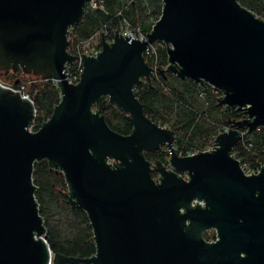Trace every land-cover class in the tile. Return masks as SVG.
<instances>
[{
	"label": "water",
	"instance_id": "water-1",
	"mask_svg": "<svg viewBox=\"0 0 264 264\" xmlns=\"http://www.w3.org/2000/svg\"><path fill=\"white\" fill-rule=\"evenodd\" d=\"M89 1L0 0V68L57 79L62 95L31 132L40 100L0 82V264H264V168L247 175L232 155L241 129L264 126V19L238 0H163L145 39L117 30L110 42L102 34V51L82 54L84 71L73 84L63 72L77 57L68 32ZM158 40L173 45L172 72L221 89L224 106L247 107L248 117L231 121L213 151L177 154L174 131L148 117L135 94V85L158 75L144 57ZM101 97L127 114L130 134L93 110ZM164 144L171 168L154 169L144 151ZM43 159L63 172L71 204L88 213L94 256L53 253L33 182ZM195 199L205 206H193ZM211 229L215 242L203 237Z\"/></svg>",
	"mask_w": 264,
	"mask_h": 264
},
{
	"label": "trees",
	"instance_id": "trees-1",
	"mask_svg": "<svg viewBox=\"0 0 264 264\" xmlns=\"http://www.w3.org/2000/svg\"><path fill=\"white\" fill-rule=\"evenodd\" d=\"M238 1L264 19V0ZM162 7L163 0H99L96 8L88 2L80 23L70 27L68 39L77 42L103 33L107 40H111L125 20L141 26L149 33L154 21L161 16ZM169 68L168 49L160 48L158 75L151 80L144 78L140 84L135 85L134 90L144 105L145 114L161 126L174 131L177 154L188 156L203 152L230 126L231 121L248 117L245 109L221 104L219 96L223 91L215 93L208 83L181 78ZM22 73L24 71L19 69L13 75L14 79L23 80ZM29 87L32 89L29 91L41 102L30 124L36 131L51 118L62 96L60 89L52 82L35 83ZM93 110L104 115L115 131L125 135L133 131L134 126L127 114L109 97H101L94 104ZM242 130L246 133L233 148V155L253 165L264 166V126L253 131H248V128ZM160 153V160L167 163L169 146L165 145ZM145 157L148 158L147 155ZM33 182L36 185L35 197L39 213L47 229L46 238L53 253L82 258L94 256L97 243L93 225L86 210L79 205H72L67 197L69 187L63 172L53 168L47 159L36 161Z\"/></svg>",
	"mask_w": 264,
	"mask_h": 264
},
{
	"label": "built area",
	"instance_id": "built-area-1",
	"mask_svg": "<svg viewBox=\"0 0 264 264\" xmlns=\"http://www.w3.org/2000/svg\"><path fill=\"white\" fill-rule=\"evenodd\" d=\"M98 2H99V0H91V1H89L90 5L92 7H94V8L98 7ZM163 5H164V3H163ZM162 10H163V7H162ZM161 15H162V13H161ZM156 22H157V20L154 21V24ZM154 24H153V26H154ZM118 30H119V34L121 36L124 35L125 37H128L130 35H134L138 39H145L146 36H147V34H148V32L144 31L141 26L134 25V24H132L128 20H125L124 24ZM117 32L118 31H116L114 33L113 38L111 40H108V41L113 42L114 41L115 34ZM102 34L103 33H97L94 36L90 37L89 39L79 40L77 42L70 41V45L68 47V51H69L70 54H72L74 56H77V57H76V59L74 61H72V63L71 62H67L65 64V67H64V70H63L64 74H67V76H65V78H66V80L68 79V82L69 83L77 84L81 80L82 71H84V68L82 67V63H81V59L83 57L82 54H85L86 57H89V56L96 57L102 51V45H101V41H100L101 40V37H102ZM168 47L171 49V48H173V45L168 42V46H167L164 43L163 40H158L153 45H151L148 48L147 51L144 52V57H145L147 63L151 66L153 72H158V51H159V49L160 48H162V49L163 48H167L168 49ZM168 55H169V53H168ZM78 57H80V58L78 59ZM149 62H151V64ZM170 64L171 63L169 61V65ZM153 76L155 77V76H157V74L156 73H153ZM45 82H52L53 84H55L59 88V84H58V80L57 79L47 78V77H44V76H40V77L39 76H36V77H34V78H32V79H30L28 81L21 80L20 83H18L17 85L10 84L8 82H6L5 84L3 83V84L5 86L9 87V88H12L15 91L20 92V94L22 95L23 98L34 101L35 97L29 91V89H28L29 86L31 84H35V83L36 84H39V83H45ZM209 85H211V84H209ZM211 87L213 88V90L216 89L213 85H211ZM214 92L215 93L216 92L218 93V92H222V90L221 89H217V90H214ZM224 96H225V93L221 94L219 96L220 100ZM244 108L247 109V107H244ZM164 127H166V126H164ZM28 129L31 132H36L37 131V130L36 131L33 130L30 127V125L28 126ZM230 129H231V124H230V126H228L225 129V131H229ZM245 133L246 132L241 129V140L240 141H242V138L244 137ZM215 146H217V144L214 141L204 151H213L215 149L214 148ZM171 153H172L171 152V149L169 148L168 164H169L170 167H171V165H170ZM197 153H199V152L191 153L190 155H194V154H197ZM232 155H233V153H232ZM238 160L240 161V164H241V167H242L244 173L247 174V175H251L253 172H255V174H258V173L261 172L260 169L261 168H264V166H262V165H259V164L258 165H253L249 161H244L243 158L238 159ZM111 163H114V161H111ZM180 175L184 179H186V180H189L190 179V176H189L188 173H182V174L180 173ZM192 205L193 206L200 205V206H203L204 207L205 206V201L204 200L195 199L192 202ZM212 230H214V229H212ZM217 239H218V232L216 230V234L213 236V240L216 241Z\"/></svg>",
	"mask_w": 264,
	"mask_h": 264
},
{
	"label": "flooded vegetation",
	"instance_id": "flooded-vegetation-1",
	"mask_svg": "<svg viewBox=\"0 0 264 264\" xmlns=\"http://www.w3.org/2000/svg\"><path fill=\"white\" fill-rule=\"evenodd\" d=\"M2 69V68H1ZM20 69V68H19ZM18 69V70H19ZM3 72H4V78L7 82H11V83H15L16 81H21L20 78H17L16 80L14 79V74L18 71H14L13 69H10L8 72L6 71V69H2ZM35 76V75H34ZM166 144L164 145H161L160 148H158L157 150H145L144 151V154L148 156V160L151 162V165L153 166V168H157V164L158 163H161L163 166L167 167V169L171 168L167 163L163 162L160 160L159 156L161 155L160 151L164 150V147H165ZM149 154H151L150 157ZM186 173V172H185ZM182 174V173H181ZM160 173L157 172V171H153V176L155 177L156 180H159L160 178ZM182 212H185L184 209H182ZM216 231V229H214ZM210 231H213L212 229L211 230H206L203 232V237L205 238V240L207 242H215V240H213V236L215 235H210Z\"/></svg>",
	"mask_w": 264,
	"mask_h": 264
},
{
	"label": "rangeland",
	"instance_id": "rangeland-1",
	"mask_svg": "<svg viewBox=\"0 0 264 264\" xmlns=\"http://www.w3.org/2000/svg\"><path fill=\"white\" fill-rule=\"evenodd\" d=\"M21 69V68H20ZM2 69L0 68V82H2V83H6L7 81L5 80V78H4V75H3V73H2ZM35 75V76H34ZM36 76H42V75H39V74H36V73H34V72H24V73H22L21 74V78L23 79V80H25V81H28V80H30V79H32V78H34V77H36ZM29 90L31 89L30 87L28 88ZM32 90V89H31ZM214 234H216V231L215 230H213V231H210V235H214Z\"/></svg>",
	"mask_w": 264,
	"mask_h": 264
}]
</instances>
